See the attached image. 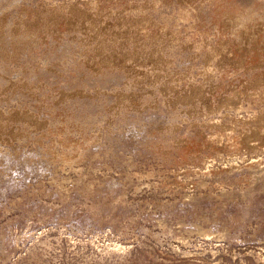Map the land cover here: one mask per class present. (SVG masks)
Returning <instances> with one entry per match:
<instances>
[{
    "label": "rangeland",
    "instance_id": "rangeland-1",
    "mask_svg": "<svg viewBox=\"0 0 264 264\" xmlns=\"http://www.w3.org/2000/svg\"><path fill=\"white\" fill-rule=\"evenodd\" d=\"M0 122V264H264V0H0Z\"/></svg>",
    "mask_w": 264,
    "mask_h": 264
},
{
    "label": "bare ground",
    "instance_id": "bare-ground-1",
    "mask_svg": "<svg viewBox=\"0 0 264 264\" xmlns=\"http://www.w3.org/2000/svg\"><path fill=\"white\" fill-rule=\"evenodd\" d=\"M141 24H142V23H141ZM102 40H103V39H102ZM104 43H105V41H104ZM104 43H103V44H104ZM105 44H106V43H105ZM105 44H104V45H105ZM101 45H102V44H101ZM216 53H218V52H216ZM216 53H215V54H216ZM220 53H221V52H220ZM212 57H213V56H212ZM209 64H210V62H209ZM207 70H208V69H207ZM210 70H211V69H210ZM188 99H189V98H188ZM235 106H236V105H235ZM237 106H238V105H237ZM239 106H240V105H239ZM2 115H3V114H2ZM3 116H4V115H3ZM255 119H257V118H255ZM3 120H4V119H3ZM259 120H260V119H259ZM1 122H2V121H1ZM1 122H0V123H1ZM1 126H2V124H1ZM224 129H225V128H224ZM229 129H230V128H229ZM225 131H226V130H225ZM227 131H228V130H227ZM252 135H253V134H252ZM251 138H253V137H251ZM242 139H243V138H242ZM242 143H243V142H242Z\"/></svg>",
    "mask_w": 264,
    "mask_h": 264
}]
</instances>
